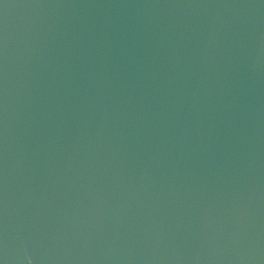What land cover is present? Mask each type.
<instances>
[{
	"label": "water",
	"instance_id": "95a60500",
	"mask_svg": "<svg viewBox=\"0 0 264 264\" xmlns=\"http://www.w3.org/2000/svg\"><path fill=\"white\" fill-rule=\"evenodd\" d=\"M3 264H264V0H0Z\"/></svg>",
	"mask_w": 264,
	"mask_h": 264
},
{
	"label": "snow or ice",
	"instance_id": "6c2138e0",
	"mask_svg": "<svg viewBox=\"0 0 264 264\" xmlns=\"http://www.w3.org/2000/svg\"><path fill=\"white\" fill-rule=\"evenodd\" d=\"M0 264H3V261L2 260H0Z\"/></svg>",
	"mask_w": 264,
	"mask_h": 264
}]
</instances>
